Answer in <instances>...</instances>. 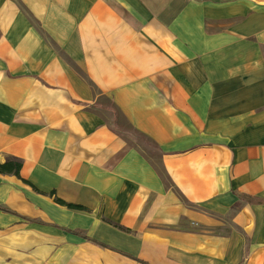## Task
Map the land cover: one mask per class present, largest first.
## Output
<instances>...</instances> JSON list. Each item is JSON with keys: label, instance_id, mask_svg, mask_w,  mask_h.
<instances>
[{"label": "crops", "instance_id": "crops-1", "mask_svg": "<svg viewBox=\"0 0 264 264\" xmlns=\"http://www.w3.org/2000/svg\"><path fill=\"white\" fill-rule=\"evenodd\" d=\"M10 161L0 264H264V0H0Z\"/></svg>", "mask_w": 264, "mask_h": 264}, {"label": "rangeland", "instance_id": "rangeland-1", "mask_svg": "<svg viewBox=\"0 0 264 264\" xmlns=\"http://www.w3.org/2000/svg\"><path fill=\"white\" fill-rule=\"evenodd\" d=\"M101 101L103 104L106 102L104 100ZM105 109L107 112V114H105L106 118L117 130H119V132L129 141V143L138 147L145 155L156 161L158 157V151L153 146V144L144 136L133 131L126 121L121 116H119L112 107H110L108 102Z\"/></svg>", "mask_w": 264, "mask_h": 264}, {"label": "trees", "instance_id": "trees-1", "mask_svg": "<svg viewBox=\"0 0 264 264\" xmlns=\"http://www.w3.org/2000/svg\"><path fill=\"white\" fill-rule=\"evenodd\" d=\"M19 168H20V163L19 162H6L4 164H0V170H11V169H15V174L16 175H19ZM50 195H54L53 192L50 193ZM54 200L61 204V205H66L67 207L69 208H76V209H82L83 207L82 206H79V205H75V204H69V203H66L65 201L55 197ZM143 264H147V263H143Z\"/></svg>", "mask_w": 264, "mask_h": 264}]
</instances>
